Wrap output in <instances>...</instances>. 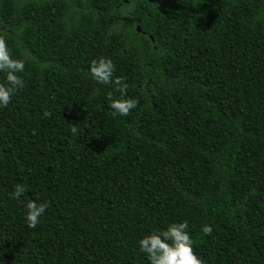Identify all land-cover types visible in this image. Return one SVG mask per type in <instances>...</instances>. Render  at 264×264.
<instances>
[{
  "label": "trees",
  "instance_id": "1",
  "mask_svg": "<svg viewBox=\"0 0 264 264\" xmlns=\"http://www.w3.org/2000/svg\"><path fill=\"white\" fill-rule=\"evenodd\" d=\"M0 36L25 62L0 107V264H149L139 240L184 221L203 264H264V0H0ZM28 200L50 205L34 229Z\"/></svg>",
  "mask_w": 264,
  "mask_h": 264
},
{
  "label": "clouds",
  "instance_id": "2",
  "mask_svg": "<svg viewBox=\"0 0 264 264\" xmlns=\"http://www.w3.org/2000/svg\"><path fill=\"white\" fill-rule=\"evenodd\" d=\"M89 70L98 83L111 85L113 92L120 93L118 98H114L113 92L108 93L109 107L113 109L114 115L127 116L137 108L138 100L126 95L129 85L122 77H114L115 65L111 59L106 57L93 59ZM24 71V60L13 58L5 38L0 36V72L6 77V83H0V107L6 108L11 103L13 95L25 86L20 75ZM93 94L95 95V90ZM43 116L50 118L51 112L45 111ZM71 132L74 135L78 133L76 125L71 126ZM25 191V187L18 184L9 194L10 198L19 200ZM49 206L47 202L37 203L35 200H28L25 204L27 226L36 228ZM187 229L188 222L184 221L172 223L166 229L149 232L138 242L140 251L146 254L149 264H203L194 251L193 240ZM201 231L205 235H210L213 229L210 225H204Z\"/></svg>",
  "mask_w": 264,
  "mask_h": 264
}]
</instances>
